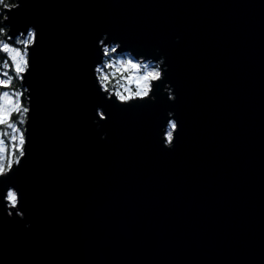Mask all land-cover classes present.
<instances>
[{"label":"water","instance_id":"95a60500","mask_svg":"<svg viewBox=\"0 0 264 264\" xmlns=\"http://www.w3.org/2000/svg\"><path fill=\"white\" fill-rule=\"evenodd\" d=\"M22 3L10 17L38 24L43 43L25 84L28 211L0 212V264H264V0ZM100 30L123 40L116 55L167 57L177 99L158 101L179 117L173 150L150 108L118 110L105 140L93 130Z\"/></svg>","mask_w":264,"mask_h":264},{"label":"snow or ice","instance_id":"6c2138e0","mask_svg":"<svg viewBox=\"0 0 264 264\" xmlns=\"http://www.w3.org/2000/svg\"><path fill=\"white\" fill-rule=\"evenodd\" d=\"M22 0H0V127L12 130L11 153L5 155V149L0 147V212L6 217L24 219L28 211L27 200L19 177L22 169L27 165L32 144L30 121L35 117V89L32 84H25L36 73L37 53L43 43V34L38 24L34 22L19 23L17 14L9 15L12 10L23 8ZM19 30V36L16 35ZM38 33L40 41L38 44ZM20 37H23L22 39ZM115 43V46L110 44ZM19 45V46H17ZM123 40L107 30H100L95 36L94 48L88 59V73L92 75L95 63V78L91 83V108L89 119L93 130L104 132L100 140L108 136V129L119 110H139L150 108L154 111L156 126L158 127L159 145L162 150L171 151L175 147V134L180 131L179 117L174 108L164 101H158V96L164 95L167 102L175 103L177 97L173 91L174 85L167 76V57L155 49L152 56L156 63L152 66L141 64L134 58L111 60L109 55L115 56L121 51ZM95 55V60L93 59ZM137 55L147 56L146 52ZM103 60V64L99 60ZM112 69L105 72L104 69ZM111 76H119L121 81L135 86L134 90L125 87L123 91H111L108 81ZM19 81L20 90L14 89V82ZM9 89H13L9 91ZM161 89L166 90L162 92ZM28 93V105L25 106L24 96ZM27 125V127H21ZM5 141L0 138V145ZM23 158V162H22ZM7 209V211H6ZM30 225L24 224L27 228Z\"/></svg>","mask_w":264,"mask_h":264},{"label":"trees","instance_id":"16d2710c","mask_svg":"<svg viewBox=\"0 0 264 264\" xmlns=\"http://www.w3.org/2000/svg\"><path fill=\"white\" fill-rule=\"evenodd\" d=\"M22 39V38H21ZM109 59L115 61V60H119V59H125V58H130L128 55H115L112 56L111 54L108 57ZM4 58L0 57V61H2ZM105 72H112V69H104ZM17 86H14L15 90H20L21 89V85L20 82L17 81ZM125 87H128L132 90H134L135 86L132 84H128L126 81H121L119 79V76H111L109 81H108V88L111 91H115V90H121L123 91ZM9 90H13V89H9ZM24 103L25 106H27V99H26V95L24 96ZM21 127H24V125H22ZM1 134L3 135L2 138L3 140L6 142L5 145L7 146V154L8 155L11 151V139H10V135H11V130L9 128L3 127V130L1 131Z\"/></svg>","mask_w":264,"mask_h":264},{"label":"rangeland","instance_id":"374dc122","mask_svg":"<svg viewBox=\"0 0 264 264\" xmlns=\"http://www.w3.org/2000/svg\"><path fill=\"white\" fill-rule=\"evenodd\" d=\"M17 46H19V45H17ZM119 60H122V59H119ZM141 64H147V65H149V66H152V65H154V64H151V63H148V62H146V61H139ZM0 70H2V69H0ZM17 81H15L14 82V86H17V83H16ZM9 91H11V90H9ZM3 130V127H0V138H2V134H1V131ZM11 130V129H10ZM13 135V133H12V130H11V135H10V139H11V136ZM3 139V138H2ZM6 143V142H5ZM5 143L3 144V145H0V147H3L4 149H5V155L7 154V146L5 145ZM10 153H11V151H10Z\"/></svg>","mask_w":264,"mask_h":264}]
</instances>
